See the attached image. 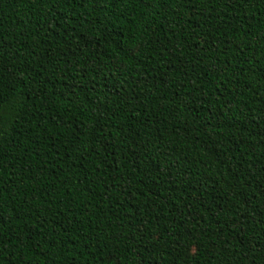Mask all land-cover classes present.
<instances>
[{"label":"trees","instance_id":"16d2710c","mask_svg":"<svg viewBox=\"0 0 264 264\" xmlns=\"http://www.w3.org/2000/svg\"><path fill=\"white\" fill-rule=\"evenodd\" d=\"M0 264H264V0H0Z\"/></svg>","mask_w":264,"mask_h":264}]
</instances>
